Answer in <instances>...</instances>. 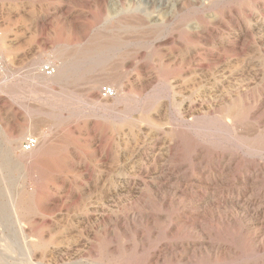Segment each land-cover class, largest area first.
Masks as SVG:
<instances>
[{"label": "rangeland", "instance_id": "1", "mask_svg": "<svg viewBox=\"0 0 264 264\" xmlns=\"http://www.w3.org/2000/svg\"><path fill=\"white\" fill-rule=\"evenodd\" d=\"M199 1L0 0L8 264H264V0Z\"/></svg>", "mask_w": 264, "mask_h": 264}, {"label": "bare ground", "instance_id": "2", "mask_svg": "<svg viewBox=\"0 0 264 264\" xmlns=\"http://www.w3.org/2000/svg\"><path fill=\"white\" fill-rule=\"evenodd\" d=\"M98 2H99V4H103L106 0H97ZM127 1V0H126ZM197 1H199V0H175V2H174V7H180V6H185L186 5V3L188 2V4H189V2H197ZM120 4H119V7H123L122 8V10L125 12V6L127 5V4H124V6H123V0L121 1L120 0ZM125 2V1H124ZM168 2V1H167ZM200 2V1H199ZM214 2V0H208V2H205V5L207 4V5H210V4H212ZM85 3V2H84ZM94 3V2H93ZM92 3V4H93ZM129 3V2H128ZM169 3V2H168ZM95 4V3H94ZM148 5V6H147ZM147 5H146V9H143L141 12H137L135 9H132V8H134L135 7V4L134 3H130V5L128 6V8L129 9H127L129 12L126 14V15H129V14H132V15H135V16H138V17H141L142 18V20H146V21H144V23L145 22H149V23H151V24H153L152 26H162V25H164V0H147ZM158 5H160V6H162V10H163V12H159L158 13V16H155L154 14H155V12H156V9L158 8ZM167 6V5H166ZM190 6V5H189ZM198 6V5H197ZM204 7V6H203ZM170 8V7H169ZM169 8H167V9H169ZM189 8V7H188ZM84 9V8H83ZM161 9V8H160ZM166 9V10H167ZM126 10V11H127ZM87 11V10H86ZM120 11V10H119ZM118 11V12H119ZM180 11V10H179ZM158 12V11H157ZM175 12V11H174ZM124 15V14H123ZM155 17V18H152V17ZM167 18V17H166ZM126 19V18H125ZM139 19V18H138ZM149 19H150V21H149ZM152 19V20H151ZM131 20V19H130ZM155 24V25H154ZM144 25H147V24H144ZM205 25V24H204ZM149 27V26H148ZM82 35V34H81ZM87 35V34H86ZM3 38V37H2ZM3 40V39H2ZM4 42H6V41H4ZM0 49H1V47H0ZM2 50V49H1ZM90 51V50H89ZM2 55V54H1ZM2 57H3V55H2ZM3 59H4V57H3ZM5 61V60H4ZM3 64H4V62H3ZM3 67V66H2ZM2 67L0 68V70L2 69ZM53 68H54V66H53ZM55 69V68H54ZM127 69V68H126ZM42 71V70H41ZM55 73H57V71L55 70ZM42 74H44L45 76H48V75H46L45 73H44V70H43V73ZM53 76V75H52ZM51 77V76H50ZM95 88V87H94ZM91 93H92V96H95L96 97V92H95V90L93 89L92 91H91ZM235 110V111H234ZM234 110H232L230 113L231 114H233V115H238L239 113L237 112V109H236V107H234ZM2 110L0 109V119H1V112ZM239 116V115H238ZM10 123V122H9ZM5 124V123H4ZM9 125H11V124H9ZM0 127L4 130V132H6V134L10 131V130H14V128H11V127H7V128H4V126L0 123ZM14 127V126H13ZM242 131V130H241ZM244 131V130H243ZM3 132V131H2ZM11 133V132H10ZM13 133V132H12ZM12 138V137H11ZM15 141H17V140H15ZM163 141V140H162ZM2 142V141H1ZM3 143V142H2ZM1 143V144H2ZM13 143V142H12ZM17 143H19V141L17 142ZM4 145V144H3ZM17 145V144H16ZM18 146V145H17ZM38 146H39V144H38ZM7 147V146H6ZM3 148H4V146H3ZM13 148H14V146H13ZM21 148H22V145H21ZM2 149V148H1ZM11 148H9V150H10ZM35 150H37V148L35 149ZM35 150H33V151H35ZM8 151V150H7ZM16 151V150H15ZM21 151H23L22 149H21ZM33 151H31V152H33ZM14 152V151H13ZM24 153H30V152H25V151H23ZM8 154V153H7ZM11 154V153H10ZM14 154V153H13ZM2 155H3V152H2ZM12 157H13V155H12ZM14 158H16L15 156H14ZM17 158H19V157H17ZM21 158V157H20ZM25 159V158H24ZM14 160V159H13ZM2 161L3 160H1L0 159V168H1V163H2ZM9 161V160H8ZM18 162H19V159L17 160ZM29 161V160H28ZM6 162V161H5ZM14 162H16V161H14ZM20 162H22V161H20ZM30 162V161H29ZM160 163V162H159ZM221 169V168H220ZM153 173V172H152ZM3 176V175H2ZM5 177V176H4ZM3 178V177H2ZM146 178V177H145ZM250 179V178H249ZM251 180V179H250ZM249 180V181H250ZM2 183V182H1ZM17 186V185H16ZM161 188V187H160ZM2 190V189H1ZM244 190V189H243ZM19 191V190H18ZM1 192V191H0ZM17 192V191H16ZM243 193V192H242ZM4 194V193H3ZM18 194H20V193H18ZM0 195H2V194H0ZM17 195V194H16ZM249 195V194H248ZM15 197V196H14ZM2 198H4V197H2ZM15 199V198H14ZM12 199L11 201H10V208H11V213L13 214V216H11V219H13L12 217H15L16 219H17V225H19L21 222H19L21 219L19 218L20 217V210H21V205H19V202L15 199ZM248 202V201H247ZM1 203V202H0ZM4 203V202H3ZM9 208V207H8ZM246 209V208H245ZM1 212V211H0ZM2 216V215H1ZM256 216V215H255ZM14 218V219H15ZM255 219V218H254ZM14 221V220H13ZM5 222V221H4ZM12 223V222H11ZM10 223V224H11ZM22 224V223H21ZM12 226V225H11ZM7 227H8V225H7ZM14 227V226H13ZM12 227V230L14 229ZM16 227V226H15ZM19 227V226H18ZM23 228V227H22ZM9 229V228H8ZM7 228H6V226H4V225H2L1 224V222H0V264H8L9 263V261H8V255H7V253H12V255H14L16 252H15V249L13 250L12 249V243H11V245H10V242H9V240H10V238H9V236H12V237H14V239H15V237L17 238V233H16V231H13V232H11V231H9ZM9 231V232H8ZM11 235H10V234ZM8 234H9V236H8ZM37 235V234H36ZM16 241V240H15ZM17 242V241H16ZM16 242H14V243H16ZM16 244H18V243H16ZM17 246V245H16ZM18 247V246H17ZM17 247H15L16 249H17ZM19 248V247H18ZM21 248V247H20ZM20 250V249H19ZM21 252V251H20ZM14 253V254H13ZM58 255V254H57ZM25 258V257H24ZM12 259H13V257L10 259L11 261H12ZM15 259V258H14ZM23 259V258H22ZM32 264V263H31Z\"/></svg>", "mask_w": 264, "mask_h": 264}, {"label": "built area", "instance_id": "3", "mask_svg": "<svg viewBox=\"0 0 264 264\" xmlns=\"http://www.w3.org/2000/svg\"><path fill=\"white\" fill-rule=\"evenodd\" d=\"M4 59L0 54V68L3 66ZM44 73L48 76H52L55 74V69L52 66H46L44 69ZM101 96L106 99L113 98L115 96V90L112 87H104L101 90ZM38 140L33 136H27L22 143V150L25 152H31L38 147Z\"/></svg>", "mask_w": 264, "mask_h": 264}]
</instances>
